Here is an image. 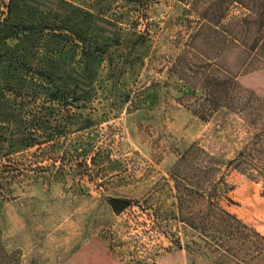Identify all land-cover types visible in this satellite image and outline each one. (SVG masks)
Masks as SVG:
<instances>
[{
	"label": "rangeland",
	"instance_id": "1",
	"mask_svg": "<svg viewBox=\"0 0 264 264\" xmlns=\"http://www.w3.org/2000/svg\"><path fill=\"white\" fill-rule=\"evenodd\" d=\"M17 12L41 28L31 35L32 80L0 58V146L12 161L0 173V238L19 264H261L238 232L231 240L174 214L166 177L179 154L198 142L230 158L247 135L232 115L201 120L177 101L186 88L168 60L193 32L188 4L21 0ZM44 22L62 26L59 36L76 31L78 46L43 37ZM241 81L264 95V67ZM226 180L231 201L221 204L264 235L260 183L234 169ZM110 198L131 204L115 212Z\"/></svg>",
	"mask_w": 264,
	"mask_h": 264
},
{
	"label": "trees",
	"instance_id": "2",
	"mask_svg": "<svg viewBox=\"0 0 264 264\" xmlns=\"http://www.w3.org/2000/svg\"><path fill=\"white\" fill-rule=\"evenodd\" d=\"M19 1L4 2L6 16L0 20V58L6 66L16 67L19 73L27 74L32 80L34 48L31 35L41 28L30 20L19 19ZM182 1L192 11L195 25L189 38L176 44L168 60V70L177 75L186 88L181 90L177 101L201 120L207 121L220 112L232 115L243 124L247 135L230 158L198 142L191 143L179 154L166 177L172 191L174 214H193V220H188L193 228L204 230L208 225L215 232L221 228L231 240L238 232L242 245L254 244L264 264V235L221 204L222 199L231 201L227 194L232 187L226 177L232 169L260 183L264 196V95L241 81V76L264 67V0ZM233 6L242 9V13L228 15ZM42 27L48 31L43 30V37H58L54 42L58 47L63 40L67 45L78 46L80 37L76 31L69 28L70 34L59 36L55 33L62 26L44 22ZM43 46L46 49V43ZM56 51L50 50V55ZM135 92L136 89L132 95L126 94L125 100L133 103ZM68 100L75 98L69 96ZM5 141L12 147L18 138L12 133ZM4 149L0 146V173L9 172L12 165L10 159L2 162L3 156L11 153L3 152ZM130 204L128 198L109 200L115 212H121ZM213 239L220 246V239ZM17 259L5 249L0 238V264H19Z\"/></svg>",
	"mask_w": 264,
	"mask_h": 264
}]
</instances>
